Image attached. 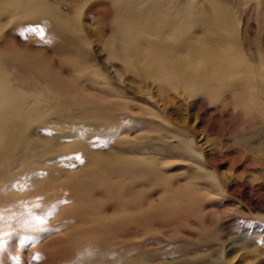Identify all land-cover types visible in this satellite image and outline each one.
<instances>
[{
    "label": "rangeland",
    "instance_id": "rangeland-1",
    "mask_svg": "<svg viewBox=\"0 0 264 264\" xmlns=\"http://www.w3.org/2000/svg\"><path fill=\"white\" fill-rule=\"evenodd\" d=\"M24 1L0 0V117L25 124L0 132V264H264V0L227 1L244 63L200 89L115 58L114 0Z\"/></svg>",
    "mask_w": 264,
    "mask_h": 264
},
{
    "label": "bare ground",
    "instance_id": "bare-ground-1",
    "mask_svg": "<svg viewBox=\"0 0 264 264\" xmlns=\"http://www.w3.org/2000/svg\"><path fill=\"white\" fill-rule=\"evenodd\" d=\"M42 1L44 2L45 0H27L24 1L20 8L30 12ZM151 1L153 2V7L149 8L151 4L149 5L148 2ZM151 1L114 0V11L117 12L116 23L119 24L117 26H119V35H121L122 41L120 39L118 41L117 37L119 35H115L116 39L110 41L113 45L111 52L115 58L130 65L131 68L129 69L139 71L138 67L140 66L132 59L136 57L141 64L148 66V74L159 78L160 81H169L176 78L185 87L195 89L197 87L206 88L211 86L216 88V82L219 79H223V75L228 68L232 65H243L244 60L241 57L232 55L231 49L234 48L236 52L241 53L243 43L240 42V36L244 45L248 44L249 41L246 38V32L240 34L237 20L238 13L233 10L235 8L228 6L227 1L229 0H215V2H211L208 8L204 7L205 4L196 8L197 0H191L193 1L191 6H182L179 9L177 7L171 13H168L172 15L163 14L157 0ZM189 7H194L193 9L196 10L191 11L192 9L190 10ZM63 21L66 22L67 20ZM67 24L69 25V23ZM61 29L65 32V27ZM192 29H194V32H192ZM141 31L151 34L150 37L153 36L156 41L149 42L146 46H141ZM66 40L70 44L73 42L71 38H66ZM169 46L184 48L190 53V56L192 55L194 61H200L201 64L196 65V63H192L187 58L179 56L177 58V55L175 60V57H170V54H167ZM169 58H173L174 61H170ZM17 95L15 91H11L7 96L1 93L0 110L2 109V102L8 103L10 100L19 99ZM7 125H11V133H15V130L18 129L20 131L22 127H25L22 121L8 120L2 115L0 117V132ZM11 135H7L5 138L0 137V176L3 177L5 173L4 166L8 164L11 158L10 151H12V147L16 148L19 144L13 143L16 139L15 136Z\"/></svg>",
    "mask_w": 264,
    "mask_h": 264
}]
</instances>
